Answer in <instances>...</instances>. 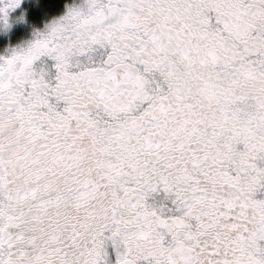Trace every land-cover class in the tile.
Segmentation results:
<instances>
[{
    "label": "snow or ice",
    "instance_id": "6c2138e0",
    "mask_svg": "<svg viewBox=\"0 0 264 264\" xmlns=\"http://www.w3.org/2000/svg\"><path fill=\"white\" fill-rule=\"evenodd\" d=\"M0 264H264V0H79L0 54Z\"/></svg>",
    "mask_w": 264,
    "mask_h": 264
},
{
    "label": "flooded vegetation",
    "instance_id": "af4514ba",
    "mask_svg": "<svg viewBox=\"0 0 264 264\" xmlns=\"http://www.w3.org/2000/svg\"><path fill=\"white\" fill-rule=\"evenodd\" d=\"M58 1L42 5L40 0H21L20 5L9 9L8 27L5 28L0 22V54L6 55L10 47L30 41L34 38L36 29H44L53 18L62 15L68 5L79 2V0ZM2 2L3 0H0V3ZM38 11L45 13L36 14Z\"/></svg>",
    "mask_w": 264,
    "mask_h": 264
},
{
    "label": "trees",
    "instance_id": "16d2710c",
    "mask_svg": "<svg viewBox=\"0 0 264 264\" xmlns=\"http://www.w3.org/2000/svg\"><path fill=\"white\" fill-rule=\"evenodd\" d=\"M58 1V0H57ZM56 0H40V2H41V4L42 5H44V3H55V2H57ZM60 1H62V0H60ZM59 2V1H58ZM44 13L45 12H43V11H38V12H36V14H42V15H44Z\"/></svg>",
    "mask_w": 264,
    "mask_h": 264
}]
</instances>
